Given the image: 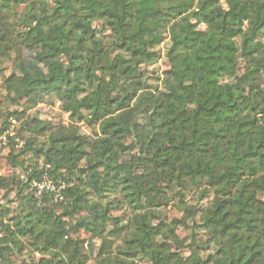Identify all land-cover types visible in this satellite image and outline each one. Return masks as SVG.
<instances>
[{
    "label": "trees",
    "instance_id": "trees-1",
    "mask_svg": "<svg viewBox=\"0 0 264 264\" xmlns=\"http://www.w3.org/2000/svg\"><path fill=\"white\" fill-rule=\"evenodd\" d=\"M0 79V263L264 264V0H0Z\"/></svg>",
    "mask_w": 264,
    "mask_h": 264
},
{
    "label": "rangeland",
    "instance_id": "rangeland-1",
    "mask_svg": "<svg viewBox=\"0 0 264 264\" xmlns=\"http://www.w3.org/2000/svg\"><path fill=\"white\" fill-rule=\"evenodd\" d=\"M195 27L197 29H205L203 26L196 25V24H195ZM162 48L163 47H160V50H163ZM166 67H167L166 63L162 59H160L159 63L157 65L151 67L150 70H154L156 72V75L158 76V75L162 74V72L164 70H166ZM7 74H8V72H7ZM3 90L4 89H3L2 81L0 79V98H2V96H4ZM29 113L30 114L38 113L39 117L43 120L51 119L52 122H62L64 124L68 123V117L66 115H60L56 108L50 109L49 107H46V106H39L38 108L30 111ZM83 129H84V132L86 134L93 136L92 132H90L85 126L83 127ZM2 163H3V161H2ZM15 171L17 172V170H15ZM0 173L9 174V173H11V169L8 168V166H7V167H5V169L0 170ZM259 199L262 200V197H259ZM167 214L169 215V218L172 219V218L178 217L180 215V210L176 206H170V207H168ZM4 222H6V220H4ZM203 233L204 232H200V234H203ZM177 234H178L180 239H185L187 236L186 233L181 229L177 230ZM201 237L202 236H200V238ZM199 241L202 242L203 239H199ZM39 258H40L39 255L36 254V259H39ZM19 262H21V259H12L11 264H17ZM0 264H2V263H0ZM50 264H60V263L55 259ZM88 264H93V262L90 261Z\"/></svg>",
    "mask_w": 264,
    "mask_h": 264
},
{
    "label": "built area",
    "instance_id": "built-area-1",
    "mask_svg": "<svg viewBox=\"0 0 264 264\" xmlns=\"http://www.w3.org/2000/svg\"><path fill=\"white\" fill-rule=\"evenodd\" d=\"M12 136H14V132L12 128L8 130L7 132L1 134L0 135V148L7 146L9 144V139ZM62 189H63L62 186H55L49 179L45 177L40 182H34L32 184V191L35 192L37 196H41L43 192L49 191L54 194V197L56 200L62 199V196H61Z\"/></svg>",
    "mask_w": 264,
    "mask_h": 264
}]
</instances>
